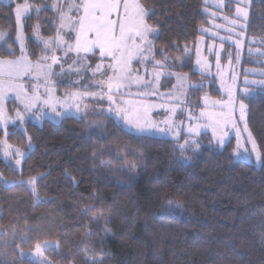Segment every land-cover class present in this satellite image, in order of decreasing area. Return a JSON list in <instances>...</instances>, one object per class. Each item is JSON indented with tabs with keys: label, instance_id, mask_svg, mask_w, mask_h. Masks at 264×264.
I'll list each match as a JSON object with an SVG mask.
<instances>
[{
	"label": "trees",
	"instance_id": "obj_1",
	"mask_svg": "<svg viewBox=\"0 0 264 264\" xmlns=\"http://www.w3.org/2000/svg\"><path fill=\"white\" fill-rule=\"evenodd\" d=\"M32 1L45 5L25 19L35 60L43 52L34 27L54 37L59 17L51 0ZM140 2L157 29L156 55L170 62L188 57L180 71L198 80L195 53L186 47L209 24L204 0ZM15 7L0 0V31L8 34L0 57L8 55V44L19 55ZM248 31L264 38V0H252ZM64 88L60 93L78 89ZM207 92L220 94L215 87ZM246 102L247 125L264 156V89ZM5 135L0 126V141ZM28 137L34 147L21 169L0 155V173L9 182L0 180V264H40L24 253L46 240L58 243L47 251L54 264H264V161L260 167L235 161L234 137L223 149L204 144L187 163L175 140L132 134L111 115L29 120L7 134L25 150ZM202 138L213 141L207 133ZM122 168L135 169L133 182ZM33 178L40 201L23 182ZM169 200L183 207L169 210Z\"/></svg>",
	"mask_w": 264,
	"mask_h": 264
},
{
	"label": "snow or ice",
	"instance_id": "obj_2",
	"mask_svg": "<svg viewBox=\"0 0 264 264\" xmlns=\"http://www.w3.org/2000/svg\"><path fill=\"white\" fill-rule=\"evenodd\" d=\"M52 7L56 9L59 16L58 27L55 36L47 38L41 35L38 24L34 27L33 36L42 44L43 52V55L35 60L29 55L23 25L20 23L21 17L28 11L29 5H18L16 8L19 29L16 32L15 41L19 44V55H16L13 45L8 44V55L0 57V120L7 119L4 114V102L9 94L15 96L16 100L23 105L25 112L33 115H46L47 113L43 111L44 106L49 107L56 116L71 114L69 110L72 107L75 108L76 113L81 112L79 102L74 105H65L63 111H57L54 97L55 88L51 86L54 84L53 77L65 72L64 64L69 58L72 63L68 65V69L72 70L74 65L86 64L91 57L98 55L100 62L91 71L94 77L96 73L101 75V79L97 81L99 91L75 92L71 94L72 99L79 101L87 96L103 99L106 96L110 104L115 107H109L106 113L102 111L100 114H114L116 118L123 121L128 129L132 130V134L138 136L171 135L175 140L174 150H179V159L186 163L190 162L192 157L187 156L186 152L192 151L195 154L200 148L199 142L192 138L199 135L201 127L199 124L189 125L187 128L189 137L180 143L179 132L171 118L164 119L159 123L151 119L150 112L153 106L142 102L137 104L132 101H124L125 106L116 103L115 97L122 96V90L130 89L133 84L146 86L144 78L138 74L133 63L134 61L144 63L148 60L149 55L153 52V34L157 29L147 22L149 11L140 3V0H66V3H54ZM36 11L39 13L40 8L37 7ZM236 12L238 16H243L245 19L248 16L246 8L238 7ZM213 15L215 14L213 13ZM231 23L236 24L237 21L232 20ZM203 31H207V29H203ZM7 36L6 32H0V41L7 44ZM58 51L62 55H57ZM197 63L201 64V61L198 59ZM54 66H59L60 73L55 72ZM156 66L162 67V62L155 61L154 69ZM205 67L206 62L201 64L202 69ZM75 71L79 73L80 68H75ZM154 75L157 79L159 78L158 71L154 72ZM261 75L264 76V72H261ZM233 79L235 80V77ZM245 83L258 84L264 88V80L249 81L246 78ZM41 88H43V92H41ZM227 91L228 99L226 101L212 102L221 106L223 109L221 112L207 110V97H205V108L200 112V118L208 121L204 126L213 129V135L221 145L224 144L225 137L228 135L225 128L233 123L232 115L237 104L241 120L244 119L246 109L244 100L238 99L231 87ZM148 94L141 93V95ZM244 94L250 95L251 93L248 92V89H244ZM86 107L87 105H85ZM33 109L36 110L35 113H33ZM169 111L174 114L176 109L173 107ZM16 116L23 122L24 114L22 112L18 110ZM189 119L191 120L193 117L190 115ZM218 131L219 136H217ZM245 131H248L247 127H245ZM247 140L251 143V148L243 147L241 152V145L238 143L236 157L246 161L251 159L254 154L257 163L264 161V156L258 149L250 131ZM28 141V146L31 147V137H28ZM16 155L23 157L24 153L17 150ZM20 163V160H16L17 165ZM121 171H126L129 183L135 180L134 168H122ZM28 183L35 185L36 178L29 180ZM167 207L171 210L173 207L182 208L183 205L179 200H169ZM51 246L48 242H45L44 245L37 242L35 255L42 257L44 249ZM40 264H47V262L42 260Z\"/></svg>",
	"mask_w": 264,
	"mask_h": 264
},
{
	"label": "rangeland",
	"instance_id": "obj_3",
	"mask_svg": "<svg viewBox=\"0 0 264 264\" xmlns=\"http://www.w3.org/2000/svg\"><path fill=\"white\" fill-rule=\"evenodd\" d=\"M4 1L16 3L15 14L18 5H29L28 11L21 17L20 23L23 25V32L26 17L30 14L37 13V7H39L41 11L45 6H41L32 0H22L21 2H17L18 0ZM204 2V12L209 16V24L202 28V34L199 36L196 44L186 47V51L188 53H195L193 66L195 71L200 73L198 80L191 79L188 73L180 71L188 57L177 56L176 58L172 59L176 62V64H172V60L170 62L168 56L159 58L156 55L154 46L153 52L149 55L147 61L144 63H137L134 61L133 63V67L138 70V74L144 78L146 86H137L133 84L130 89L122 90L123 95H117L115 99L116 103L122 106H125L123 104L124 101H132L137 104L142 102L144 104L153 106L151 108L150 116L153 121L158 123L164 119L171 118L179 132L180 143H183L184 139L189 137V133L187 132L188 126H195L199 124L201 126L199 129V135L192 137L199 142V150L206 143L210 145H216V147L223 149L225 145L234 137L236 144L233 151V158L235 161H239L241 159H238L235 155L236 151L238 150V143L241 145V152L243 147H247L249 149L251 148V143L247 140L250 129L247 125L248 110L246 100L247 98L256 96L259 90L264 89L258 84H246L245 79L247 78L249 81L264 80V76L261 75V72H264V55H261V53H264V38L251 35L248 31L252 0H204ZM54 3L64 4L66 3V0H51V8H53L52 5ZM238 7L247 9L248 16L246 19L243 16L237 15L236 9ZM54 10L57 14L56 9ZM213 13L215 15H213ZM232 20L237 21V23H231ZM203 29H207V31H203ZM40 33L45 37L42 27H40ZM24 35L27 46V37L25 32ZM154 38L155 37L153 34V42ZM57 55H62V53L58 51ZM198 59L201 61V64L206 62L205 68L202 69L201 64L197 63ZM157 60L161 61L163 66H156L154 69L153 65ZM99 62V56L97 55L95 57H91L86 64L74 65L73 69L69 70L68 65L72 63L71 58H69L64 64L65 72L53 77L54 84L51 86H54L55 88L54 97L57 111H63L65 105H74L75 103L79 102L82 109L81 112L76 113L75 108L72 107L69 110L71 114L56 116L55 113L51 112L49 107L44 106L43 111L47 113L46 115H33L32 113L25 112L23 105L20 104L18 100H16L14 95L9 94L4 102V114L7 119L0 120V126L3 127L8 134L10 127H19L24 129L25 123L29 120L37 122L38 124H42L45 119H51L55 122H59L67 116L81 118L100 114L102 111L106 113L109 107H115V105L110 104L106 96L103 99H100L99 97L92 98L91 96H87L83 97L79 101H74L71 97V94L75 92L83 93L85 91H99L97 81L101 79V75L100 73H96L94 77L91 71V69H94L96 64ZM175 66L177 67V70L175 69ZM77 67L80 68L79 73L75 71V68ZM54 70L55 72L60 73L59 66H54ZM156 71L159 72L158 79L154 75V72ZM234 77L235 80L233 79ZM65 84L76 86L78 89L69 92L65 90L64 96L61 97L59 96L58 91L60 88L65 89ZM212 87H215V90L220 92V94L213 95L207 92V90H211ZM229 87L233 89V92L238 99L244 100L246 109L244 113V119L241 120L239 105L237 104L236 110L232 115L234 126L233 123H230L225 128V131H227L228 135L225 137L224 144L221 145L217 138L214 137L213 129L211 127L204 126L208 123V121L204 118H200V112L205 108V97L208 98L207 110L217 113L221 112L223 110L221 106L215 105L212 102L218 100L226 101L228 99L227 89ZM244 89H248V92L251 94L245 95ZM41 92H43V88H41ZM141 93L149 94L141 95ZM12 98L15 99L13 100L15 102L11 103L13 105L11 108L9 105V100ZM85 105H87L86 108ZM161 105H163V107H161ZM173 107L176 109L174 114L169 111ZM18 110L24 114L23 122H21L16 116ZM35 112L36 110L33 109V113ZM108 115L116 118L114 114ZM190 115L193 117L191 120L189 119ZM116 119L124 125L123 121L119 120L118 118ZM161 126L163 125L161 124ZM245 127H247L248 131H245ZM128 130L132 131L131 129ZM237 132H239V135H237ZM205 133L210 134L213 141L206 142L202 138V135ZM219 135L220 133L218 131L217 136ZM162 137H167L174 140L171 135ZM252 137L254 138L253 135ZM254 140L257 144L255 138ZM33 147L34 145L31 142V147L28 146L26 150L21 149L12 144L8 140L7 135H5L0 141V155L7 163H10L16 168L21 169L24 158L33 149ZM17 150L23 152L24 156L20 157L19 155H16ZM5 153H7V155H5ZM192 154V151L186 152L187 156H192ZM16 160H20L21 163L17 165ZM246 161L256 165L257 167L262 165V162L257 163L255 161L254 154L251 159ZM0 180L4 183H9L1 173ZM28 181L29 180H25L23 182H26L32 190L35 188L34 193L36 194V200L40 201L41 199L36 193V183L35 185H32L29 184ZM45 242L50 243L52 246L44 249L42 257L35 255V249L25 252L24 254L39 263L43 260L46 261L47 264H54L48 258L47 251L57 247L58 243L56 241L46 240L40 242V244L44 245Z\"/></svg>",
	"mask_w": 264,
	"mask_h": 264
},
{
	"label": "crops",
	"instance_id": "obj_4",
	"mask_svg": "<svg viewBox=\"0 0 264 264\" xmlns=\"http://www.w3.org/2000/svg\"><path fill=\"white\" fill-rule=\"evenodd\" d=\"M73 90H76V89H72V88H69V90H67V92H69V91H73ZM58 94H59V96H61V97H63L64 96V94H65V92H64V90L63 91H61V93H60V91H58ZM13 100H15V99H10L9 101H13Z\"/></svg>",
	"mask_w": 264,
	"mask_h": 264
}]
</instances>
